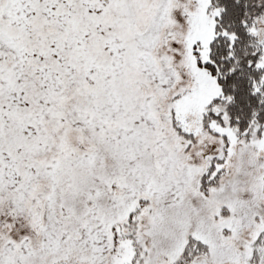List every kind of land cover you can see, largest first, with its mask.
Segmentation results:
<instances>
[{
	"label": "snow or ice",
	"instance_id": "obj_1",
	"mask_svg": "<svg viewBox=\"0 0 264 264\" xmlns=\"http://www.w3.org/2000/svg\"><path fill=\"white\" fill-rule=\"evenodd\" d=\"M0 264H264V0H0Z\"/></svg>",
	"mask_w": 264,
	"mask_h": 264
}]
</instances>
